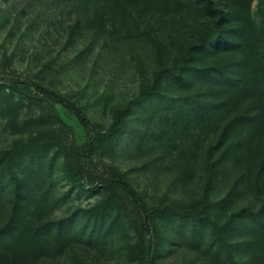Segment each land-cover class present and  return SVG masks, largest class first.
I'll return each instance as SVG.
<instances>
[{
	"label": "rangeland",
	"instance_id": "1",
	"mask_svg": "<svg viewBox=\"0 0 264 264\" xmlns=\"http://www.w3.org/2000/svg\"><path fill=\"white\" fill-rule=\"evenodd\" d=\"M113 3L0 0V229L53 242L3 264H264L262 103L214 81L241 77L235 0Z\"/></svg>",
	"mask_w": 264,
	"mask_h": 264
},
{
	"label": "trees",
	"instance_id": "2",
	"mask_svg": "<svg viewBox=\"0 0 264 264\" xmlns=\"http://www.w3.org/2000/svg\"><path fill=\"white\" fill-rule=\"evenodd\" d=\"M113 7L117 12H126L130 7H135L148 0H112ZM172 2L174 0H165ZM254 0H235V5L243 17L244 26L241 30L243 46L246 48V56L242 63V73L240 80L236 81L229 78L222 71H217L214 78L216 84L224 88H228L233 94L232 101H240V99L257 98L262 103L264 115V21L260 25H256L252 19L251 6ZM15 84L32 85L36 89L45 94L51 100L61 104L70 113L76 115L86 130L90 131V120L85 114L72 102L56 94L52 90L45 88L39 84H31L30 82H15ZM238 95V96H237ZM236 97V98H235ZM90 153V149L88 154ZM87 158L85 154L78 164L77 176L79 181L83 183V168ZM102 184H122L126 186L131 194V185L125 180L107 179ZM134 197V195H133ZM135 202L141 204V199L135 198ZM140 214L148 221L146 231L149 230L148 212L145 209ZM50 229L48 225H17L16 227L8 225L0 229V264L9 261H23L30 257L46 256L51 253L52 240L50 239ZM55 243L59 244V239L54 238ZM150 248V246H149ZM151 263V261H150ZM152 264V263H151Z\"/></svg>",
	"mask_w": 264,
	"mask_h": 264
},
{
	"label": "water",
	"instance_id": "3",
	"mask_svg": "<svg viewBox=\"0 0 264 264\" xmlns=\"http://www.w3.org/2000/svg\"><path fill=\"white\" fill-rule=\"evenodd\" d=\"M131 191H132L134 197L137 198V195L135 194V192L132 189H131ZM141 209H142V212H144V209L142 207H141ZM145 223H146V226H148V221H147L146 217H145Z\"/></svg>",
	"mask_w": 264,
	"mask_h": 264
}]
</instances>
